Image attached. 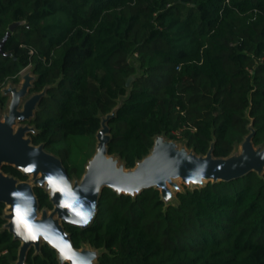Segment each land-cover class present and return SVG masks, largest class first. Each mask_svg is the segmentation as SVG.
Listing matches in <instances>:
<instances>
[{"label": "trees", "instance_id": "1", "mask_svg": "<svg viewBox=\"0 0 264 264\" xmlns=\"http://www.w3.org/2000/svg\"><path fill=\"white\" fill-rule=\"evenodd\" d=\"M18 22L0 53V105L1 90L32 66L30 93L48 89L28 136L71 180L120 98L108 153L125 169L156 136L203 156L214 142L213 156L225 158L251 124L253 145L264 146V0H0V40ZM4 211L0 203V264H14L20 244L3 229ZM65 230L76 249L103 250L97 264H264V174L185 187L168 206L157 190L132 198L104 189L91 225ZM25 264L59 263L42 244Z\"/></svg>", "mask_w": 264, "mask_h": 264}, {"label": "water", "instance_id": "2", "mask_svg": "<svg viewBox=\"0 0 264 264\" xmlns=\"http://www.w3.org/2000/svg\"><path fill=\"white\" fill-rule=\"evenodd\" d=\"M20 24L8 27L0 40V53L7 38ZM35 79L31 70L21 77L19 88L9 83L1 90L9 101L3 114L0 105V203L5 205L3 229L20 244L14 264H25L28 252L33 250L34 255L38 254L42 244L55 252L59 264H97L103 250L86 245L76 249L64 226L87 229L96 216L104 189L132 198L144 190H157L168 206L175 200V194L183 190L175 182L177 180L186 186L200 188L207 183L230 182L249 173L264 174V146L253 145L255 130L251 124L240 150L225 158L213 156L214 142L203 156L187 150L183 144L178 146L174 140L156 136L148 155L137 161L134 168L125 169L119 158L108 153L109 122L115 117L123 99L120 98L109 114L101 116L95 151L83 175L79 180H71L61 160L47 152L43 144L34 146L28 136L36 133L29 122L48 89L45 87L29 95ZM132 80L133 77L128 78L127 87ZM3 166L30 177V182L4 174ZM35 188H42L48 194L52 205L50 212L40 209Z\"/></svg>", "mask_w": 264, "mask_h": 264}, {"label": "rangeland", "instance_id": "3", "mask_svg": "<svg viewBox=\"0 0 264 264\" xmlns=\"http://www.w3.org/2000/svg\"><path fill=\"white\" fill-rule=\"evenodd\" d=\"M32 70V66H28V67H26V68H24V69H22V71L20 72V74H19V82L17 83V84H10L11 86H13V87H16V88H19V86H20V84H21V77L24 75V74H26L27 72H29V71H31ZM34 75V74H33ZM35 76V75H34ZM7 87V86H6ZM32 93H30L29 95H31ZM5 98H6V102H5V104L1 107V113L3 114V113H5L6 111H7V104H8V101H9V97H6L5 96ZM175 142L177 143V145L178 146H182V142H179V141H176L175 140ZM95 145H96V140H95V143H94V151H95ZM240 150V145H238V146H236V148H235V150L234 151H239ZM94 153V152H93ZM93 155V154H92ZM91 155V156H92ZM116 156V155H115ZM117 157V156H116ZM118 158V157H117ZM120 161V160H119ZM121 162V161H120ZM24 181H26V182H30V177H26V179L24 180ZM180 187H181V189H183V188H192L193 186H186V185H184V184H182L179 180H177V181H175ZM48 212H50V210H47Z\"/></svg>", "mask_w": 264, "mask_h": 264}, {"label": "flooded vegetation", "instance_id": "4", "mask_svg": "<svg viewBox=\"0 0 264 264\" xmlns=\"http://www.w3.org/2000/svg\"><path fill=\"white\" fill-rule=\"evenodd\" d=\"M30 94V93H29ZM25 177V176H24ZM72 180H74V179H72ZM77 180H79V179H77ZM36 189V188H35ZM35 189H34V191H35ZM42 189V188H41ZM43 190V189H42ZM44 191V190H43ZM45 192V191H44ZM46 193V192H45ZM47 194V193H46ZM48 195V194H47ZM48 200H49V197H48ZM50 202V201H49ZM43 209H46V208H43ZM46 210H48V209H46ZM52 210V209H51ZM50 210V211H51ZM64 228H65V226H64Z\"/></svg>", "mask_w": 264, "mask_h": 264}]
</instances>
